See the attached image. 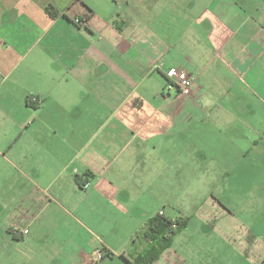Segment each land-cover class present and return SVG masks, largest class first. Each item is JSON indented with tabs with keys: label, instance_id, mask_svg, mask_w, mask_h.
Returning a JSON list of instances; mask_svg holds the SVG:
<instances>
[{
	"label": "crops",
	"instance_id": "obj_1",
	"mask_svg": "<svg viewBox=\"0 0 264 264\" xmlns=\"http://www.w3.org/2000/svg\"><path fill=\"white\" fill-rule=\"evenodd\" d=\"M241 185L264 211V0H0V264H130ZM183 219L151 264H234Z\"/></svg>",
	"mask_w": 264,
	"mask_h": 264
},
{
	"label": "rangeland",
	"instance_id": "obj_2",
	"mask_svg": "<svg viewBox=\"0 0 264 264\" xmlns=\"http://www.w3.org/2000/svg\"><path fill=\"white\" fill-rule=\"evenodd\" d=\"M231 188H218L221 199L213 198L212 194L203 196L197 203H189L187 212L177 218L189 219L186 236L196 226L203 229L202 240L213 259L228 254L235 260H232L234 264H264L262 204L247 197L246 190L252 188L242 185L236 191Z\"/></svg>",
	"mask_w": 264,
	"mask_h": 264
},
{
	"label": "trees",
	"instance_id": "obj_3",
	"mask_svg": "<svg viewBox=\"0 0 264 264\" xmlns=\"http://www.w3.org/2000/svg\"><path fill=\"white\" fill-rule=\"evenodd\" d=\"M45 12L52 19L58 16V11L52 4L47 5ZM186 221V219L169 221L161 215L150 219L142 231V237L149 242L148 249L138 255L130 264L153 263L162 251L170 247L173 238L185 227Z\"/></svg>",
	"mask_w": 264,
	"mask_h": 264
},
{
	"label": "built area",
	"instance_id": "obj_4",
	"mask_svg": "<svg viewBox=\"0 0 264 264\" xmlns=\"http://www.w3.org/2000/svg\"><path fill=\"white\" fill-rule=\"evenodd\" d=\"M74 24L78 27H85L86 22L80 19H75ZM169 80L171 83L177 88L179 96L181 97H189L192 93V88L194 86V80L189 76L186 71L175 69L169 73ZM30 101L32 103H39L38 98L31 97ZM89 186L88 182L81 185L83 189H87ZM16 234H20L19 231H15ZM23 234H26L27 231H22ZM108 255V252L104 248L96 249L92 252L88 263L81 264H99L104 257Z\"/></svg>",
	"mask_w": 264,
	"mask_h": 264
}]
</instances>
